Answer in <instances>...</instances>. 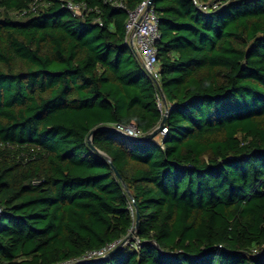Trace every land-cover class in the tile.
<instances>
[{"label": "trees", "instance_id": "obj_1", "mask_svg": "<svg viewBox=\"0 0 264 264\" xmlns=\"http://www.w3.org/2000/svg\"><path fill=\"white\" fill-rule=\"evenodd\" d=\"M141 1L0 0V264H264V0Z\"/></svg>", "mask_w": 264, "mask_h": 264}, {"label": "built area", "instance_id": "obj_2", "mask_svg": "<svg viewBox=\"0 0 264 264\" xmlns=\"http://www.w3.org/2000/svg\"><path fill=\"white\" fill-rule=\"evenodd\" d=\"M194 3L204 11H210L220 7L219 1L204 2L201 0H194ZM68 6L76 13L80 11L79 5L72 1H69ZM126 32V41L128 45L140 59L148 75L156 82L159 81L160 66L157 41L161 34L157 12L154 6L149 3V0L141 1L134 10L129 11ZM165 115L167 116V112ZM112 128L117 132L126 134L134 139H140L144 136V133L135 124L124 125L119 123L114 124ZM167 131V126H164L160 131V137H164ZM116 246L117 243L114 242L99 250L91 251L84 257V260L87 261L103 257ZM68 263L69 262L60 264Z\"/></svg>", "mask_w": 264, "mask_h": 264}, {"label": "water", "instance_id": "obj_3", "mask_svg": "<svg viewBox=\"0 0 264 264\" xmlns=\"http://www.w3.org/2000/svg\"><path fill=\"white\" fill-rule=\"evenodd\" d=\"M154 0H149V3L152 4ZM167 116L164 115L162 121L160 122V124L151 132L147 133L146 135H144L142 138L140 139H134L126 134H122L125 137L129 138V139H133V140H139V141H147L150 140L152 138H154L156 135L159 134V132L161 131V129L165 126V121H166ZM98 130V128H95L91 131V134L89 136L88 142L91 145V147L95 150H97V148L94 146L93 144V136L94 133ZM112 166L114 167L115 171L118 173V171L116 170L115 166L112 164ZM138 219H139V212L137 211V223L136 225H138ZM134 231V230H133ZM132 231V232H133ZM132 236V233H130L128 236H126L125 239H123V241L119 244V246L117 248H115L114 250H112L110 253L114 252L115 250H117L118 248H120L126 241L130 240Z\"/></svg>", "mask_w": 264, "mask_h": 264}, {"label": "rangeland", "instance_id": "obj_4", "mask_svg": "<svg viewBox=\"0 0 264 264\" xmlns=\"http://www.w3.org/2000/svg\"><path fill=\"white\" fill-rule=\"evenodd\" d=\"M157 139H161L160 135H159V136H157ZM131 237H132V236H131ZM131 240H132V239H130V240H128V241H126L124 244H127V243H129ZM124 244H123V245H124Z\"/></svg>", "mask_w": 264, "mask_h": 264}]
</instances>
